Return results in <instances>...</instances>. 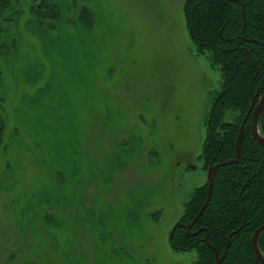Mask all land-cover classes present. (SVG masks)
<instances>
[{
  "label": "rangeland",
  "instance_id": "374dc122",
  "mask_svg": "<svg viewBox=\"0 0 264 264\" xmlns=\"http://www.w3.org/2000/svg\"><path fill=\"white\" fill-rule=\"evenodd\" d=\"M38 1L0 13V264H193L169 234L221 72L185 0Z\"/></svg>",
  "mask_w": 264,
  "mask_h": 264
},
{
  "label": "trees",
  "instance_id": "16d2710c",
  "mask_svg": "<svg viewBox=\"0 0 264 264\" xmlns=\"http://www.w3.org/2000/svg\"><path fill=\"white\" fill-rule=\"evenodd\" d=\"M63 3L69 1L39 0L31 12L40 22L57 19ZM16 4L17 0H0V13ZM183 12L197 51L221 72L200 155L206 170L218 167L210 201L191 228V233H198L189 237L186 225L206 200L207 182L197 187L185 204L169 244L177 251L195 249L193 264H215V253L203 242L207 235L220 264H261L255 258L251 237L264 225V148L252 138L251 116L244 126L240 159L225 163L235 157L236 137L252 98L257 101L264 91V0H185ZM258 247L264 255V232Z\"/></svg>",
  "mask_w": 264,
  "mask_h": 264
},
{
  "label": "water",
  "instance_id": "95a60500",
  "mask_svg": "<svg viewBox=\"0 0 264 264\" xmlns=\"http://www.w3.org/2000/svg\"><path fill=\"white\" fill-rule=\"evenodd\" d=\"M235 1H237V0H235ZM243 19H244V13H243ZM244 21H245V19H244ZM244 23H243L242 32L244 31ZM256 95H258V94H256ZM259 95L260 96L257 99V101L255 100L256 97L252 98L251 105H250L245 117L243 118V120L240 124L239 131H238V134L236 137V142H235V157H234V159L226 162L225 164H234V163L238 162V160L240 159L241 154H242L241 143H242L243 135H244V126H245L246 121H247L249 116H251L250 127H251L252 138L258 144L263 146V148H264V121L261 120V116L264 114V91H262ZM217 167H218V165L210 166L207 170V185H208L207 197H206V200H205L203 206L201 207L200 211L198 212V214L194 218V220L191 223L186 225V234L189 237H194L198 233V232L191 233V228H192L193 224L197 221V219L202 215V213L204 212L206 206L208 205V203L210 201V196H211V191H212V186H213V181H214V176H215V170L217 169ZM177 225H178V223H176L174 225V227L172 228V230L169 234V238H170V235H171L173 229ZM263 232H264V225L259 227L253 233V235L251 237V245H252V248L254 251L255 258L261 264H264V255L261 253V251L258 247V238ZM203 242L215 253V264H220V259L218 258V254L215 251V249L209 244V242L207 240V235H205ZM224 255L225 254H223V257H224Z\"/></svg>",
  "mask_w": 264,
  "mask_h": 264
}]
</instances>
